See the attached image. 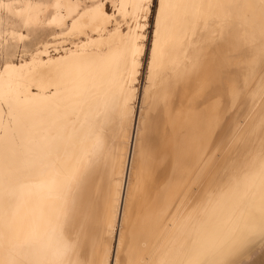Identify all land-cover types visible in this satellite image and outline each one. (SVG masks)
Instances as JSON below:
<instances>
[{"label":"snow or ice","instance_id":"obj_1","mask_svg":"<svg viewBox=\"0 0 264 264\" xmlns=\"http://www.w3.org/2000/svg\"><path fill=\"white\" fill-rule=\"evenodd\" d=\"M129 6L132 17L124 11ZM65 7L73 6L0 0V123L6 115L5 127L12 130L0 140V264H264V0H136L113 3L112 16L103 3L75 5L74 16L61 17V31L83 38L77 18L85 25L92 20L93 27L104 24L107 39L55 60L20 50L41 11ZM233 7L259 8L258 57L231 76L226 100L197 112L191 102L201 89L193 92L186 126L171 141L170 169L160 180L152 144L158 129L145 109L151 113L155 94L171 89L170 69L179 53L187 55L186 46L210 31L215 38L214 28L223 38L232 23L226 9ZM238 20L250 23L247 15ZM244 42L255 45V37L246 33ZM14 49L26 61L18 68ZM233 61V53L226 55L221 72H229ZM163 99L166 104L167 94ZM113 124L122 143L105 153V132ZM132 133L136 147L126 155L123 141ZM257 135L258 146L240 151ZM102 156L111 168L106 188L96 183L94 168ZM32 172L43 178L39 187L47 193L42 228L21 214L26 186L16 177ZM97 208L99 236L91 231ZM89 241L91 259L85 254Z\"/></svg>","mask_w":264,"mask_h":264},{"label":"bare ground","instance_id":"obj_2","mask_svg":"<svg viewBox=\"0 0 264 264\" xmlns=\"http://www.w3.org/2000/svg\"><path fill=\"white\" fill-rule=\"evenodd\" d=\"M88 5H94L96 3L104 4V11L107 16H112V12H107L105 8L106 2L110 3H125L128 5L133 4L136 0H88ZM5 3H12L14 5L23 4H55L61 3L63 5H72L73 7H65L63 10L51 9V14L47 19H44V14L50 9H44L40 12L38 25H48L54 27L50 34L51 41H45L36 45L32 50L42 53L41 60H55L58 57L62 58L65 56H73L76 52L84 51L82 45H86L91 48L92 42L99 39H107L104 24L93 27V21L89 20L85 25L79 18H77V27L81 33V36L76 35L75 37L68 35V30L64 29L61 31V27L66 21L62 20L61 17L74 16L78 9L75 5H82L81 0H4ZM212 2H219L232 5H245V4H259V0H212ZM120 12V9H117ZM129 17H132L134 9L130 6L124 10ZM227 12L231 13L232 23L230 27L225 28L223 38L220 37L219 28H214L213 31L217 33L216 37L213 38L211 31L202 34L197 41L193 43L191 47L186 46L187 55L179 53L176 57L174 66L170 69L169 76L172 77L171 89L162 88L158 93L155 94V99L152 102L151 113L149 109H145V116L151 117L154 121L155 127L158 129V134L152 138L153 147L156 150L157 157L160 160L159 165L156 169V175L160 180L166 178L167 172L171 166V152L172 139L181 133L182 129L186 126V121L189 116V98L195 90L201 89L198 97L192 100V109L199 112L205 108V105L211 104L213 101H221L227 99L228 82L231 76L237 72H241L243 65L252 56L258 57V49L260 46V28H261V17L259 8L248 9L244 7H233L226 9ZM87 14V10H85ZM247 15L250 23L247 25H241L238 17ZM56 17L54 20L53 17ZM71 24H68V28H71ZM36 28V27H35ZM51 29V28H50ZM9 31L12 29L9 28ZM41 30V29H40ZM48 30V29H47ZM126 30V27H125ZM49 32V31H48ZM35 33V31H34ZM248 34L249 37H255V45L246 44L244 42V34ZM20 33L17 35L19 36ZM26 35V34H24ZM74 39L73 41H67ZM48 40V39H47ZM77 40V41H75ZM69 46H64L69 44ZM2 44V41H0ZM233 44L238 46L239 50L232 47ZM52 47L54 53L50 54L49 48ZM229 53L234 54L233 68L227 72H221V65L223 58ZM31 57H29L30 59ZM18 68L20 63L26 61H14ZM240 65L241 67H235ZM4 69L0 68V73H3ZM25 72L30 69H24ZM257 79H259V67L257 68ZM180 78L179 82H176V78ZM203 86V87H201ZM167 94V103L165 104L163 97ZM140 105L144 104L143 93L140 95ZM241 111H247L243 109ZM258 111V109H257ZM7 116L3 117L4 123H0V140L7 136H11L12 130L6 129ZM31 121L35 124L40 123L39 115H33L30 117ZM173 121L175 127H173ZM135 123H139V109L136 110ZM130 131L132 129V123L129 124ZM106 148L105 153L112 151L115 147L120 145L122 141L119 138V126L113 124L106 129ZM259 135L252 137L246 144L241 145L240 151H243L245 147H251L253 145H259ZM125 145V154L128 155L131 151L135 150V139L134 133L130 135L129 140L123 141ZM94 168L99 172L96 176V183L101 184L102 188L107 187L108 174L111 172L110 162L105 161L102 157L94 161ZM125 172H130V168L124 169L121 173L122 181V195H126V176ZM42 177L35 173H25L16 177V184L25 185L23 192V201L25 202L21 207V214L33 217L38 226L43 227V220L41 218V208L43 207L45 212L47 209V193L39 187L42 181ZM95 190V189H93ZM31 193V195H29ZM99 211L97 208L94 210V219L91 227V231L94 235L99 236L102 225L99 221ZM110 244L116 243L118 245V239L110 238ZM102 253V248L99 249ZM86 256L88 259L93 258V251L90 241L86 245ZM111 256V253H110ZM83 258V257H82ZM114 259V256L112 257Z\"/></svg>","mask_w":264,"mask_h":264},{"label":"rangeland","instance_id":"obj_3","mask_svg":"<svg viewBox=\"0 0 264 264\" xmlns=\"http://www.w3.org/2000/svg\"><path fill=\"white\" fill-rule=\"evenodd\" d=\"M81 4L83 5V4H89V1L88 0H81ZM105 8H106V10H107V12H112L113 10H112V8H111V6H110V3L109 2H106V4H105ZM51 14V9H49L45 14H44V19H47L48 17H49V15ZM36 28H34L33 29V31H32V34H31V38L26 42V43H24V42H21V44H20V50L22 51L23 50V48L24 47H28V48H31V49H33L36 45H39L40 43H42V42H45V41H51V39H50V34H51V32H52V30H53V32H54V27H52V26H46V25H44V24H42V25H38V26H35ZM110 27V26H109ZM126 27V26H125ZM51 28V29H50ZM41 29V30H40ZM48 29V30H47ZM34 31H35V33H34ZM49 31V32H48ZM52 32V33H53ZM24 34H26L27 35V32H25ZM84 38V37H83ZM48 39V40H47ZM79 39H82L81 37L79 38ZM74 39H69V40H67L68 42L69 41H73ZM75 41H77V40H75ZM38 42H39V44H38ZM36 44V45H35ZM70 45V43L69 44H66V45H64V46H69ZM51 49V50H50ZM53 48L52 47H50L49 48V53L50 54H53L54 53V51L52 50ZM13 54H14V61H19L20 59H21V56L20 55H18V54H16V50L14 49L13 50ZM140 95H141V92H140V94H139V100H138V103L140 104ZM257 258L259 259V253H258V250H257Z\"/></svg>","mask_w":264,"mask_h":264}]
</instances>
